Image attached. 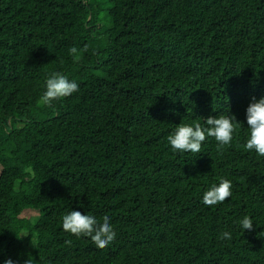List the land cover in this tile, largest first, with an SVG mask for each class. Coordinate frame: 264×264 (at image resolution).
<instances>
[{
    "label": "trees",
    "instance_id": "trees-1",
    "mask_svg": "<svg viewBox=\"0 0 264 264\" xmlns=\"http://www.w3.org/2000/svg\"><path fill=\"white\" fill-rule=\"evenodd\" d=\"M0 264H264V0H0Z\"/></svg>",
    "mask_w": 264,
    "mask_h": 264
},
{
    "label": "rangeland",
    "instance_id": "rangeland-1",
    "mask_svg": "<svg viewBox=\"0 0 264 264\" xmlns=\"http://www.w3.org/2000/svg\"><path fill=\"white\" fill-rule=\"evenodd\" d=\"M102 17H104V15H102ZM38 216L39 215L37 213H31V212L25 213V217H27V218H29L31 220L37 218Z\"/></svg>",
    "mask_w": 264,
    "mask_h": 264
}]
</instances>
